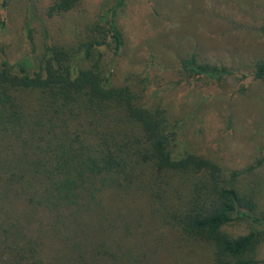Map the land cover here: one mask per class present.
<instances>
[{"label": "trees", "instance_id": "trees-1", "mask_svg": "<svg viewBox=\"0 0 264 264\" xmlns=\"http://www.w3.org/2000/svg\"><path fill=\"white\" fill-rule=\"evenodd\" d=\"M79 3L51 0L39 13L29 0L23 32L30 47L9 59L0 43V264H257L255 249L264 239L260 192L240 178L260 161L225 172L217 160L185 150L178 131L190 115L175 125L160 104L143 103L147 73L140 92L113 83L112 61L123 43L115 16L125 0L95 13L76 45L54 42L45 21ZM104 48L111 54L106 68ZM180 68L193 81L264 79V58L246 73L193 55ZM201 115L198 103L191 116ZM186 173L201 181L188 204L171 207L163 185ZM144 190L151 211L158 202L165 222L173 220L180 239L201 251L158 235H147L149 253L136 249L145 235L140 224L112 205ZM236 220L248 222L245 234L221 230Z\"/></svg>", "mask_w": 264, "mask_h": 264}, {"label": "rangeland", "instance_id": "rangeland-1", "mask_svg": "<svg viewBox=\"0 0 264 264\" xmlns=\"http://www.w3.org/2000/svg\"><path fill=\"white\" fill-rule=\"evenodd\" d=\"M50 1L34 0L37 11L43 12ZM112 1L80 0L73 9L46 20L54 42L65 47L76 45L83 37L84 24ZM27 3L29 0H5L3 6L0 0V43L9 59L30 47L23 32ZM115 22L123 43L113 57V83L140 92L142 75L147 73L143 103L160 104L175 125L190 115L178 131L185 140V150L217 160L225 172L260 161L240 180L241 184L252 183L260 192L256 210L264 213V79L237 83L229 76L220 81H193L180 68V60L193 55L198 62L251 71L254 62L264 58V0H125ZM34 26V45L39 50L38 26ZM102 52L100 63L106 68L111 54L109 48ZM198 103L202 120L191 116ZM178 176L180 182L176 175L167 178L170 183L163 185V195L171 207L182 209L201 176ZM149 196L147 190L129 191L112 205L115 212L122 206L130 220L140 224L146 236L137 237L136 249L146 247L149 253L152 240L147 235H158L161 241L201 251L199 244L192 246L180 239L173 220L166 217L165 222L158 202L151 211ZM221 230L230 236L242 235L248 231V222L236 220ZM255 250L257 264H264V239Z\"/></svg>", "mask_w": 264, "mask_h": 264}]
</instances>
